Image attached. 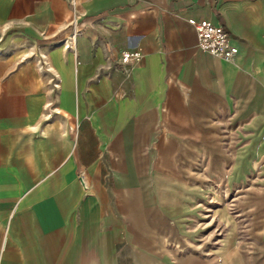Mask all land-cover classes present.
Instances as JSON below:
<instances>
[{"label":"crops","instance_id":"1","mask_svg":"<svg viewBox=\"0 0 264 264\" xmlns=\"http://www.w3.org/2000/svg\"><path fill=\"white\" fill-rule=\"evenodd\" d=\"M0 264H264V0H0Z\"/></svg>","mask_w":264,"mask_h":264},{"label":"built area","instance_id":"2","mask_svg":"<svg viewBox=\"0 0 264 264\" xmlns=\"http://www.w3.org/2000/svg\"><path fill=\"white\" fill-rule=\"evenodd\" d=\"M193 28L197 35V47L201 52L226 62H235L238 48L223 26L207 20H199L193 23ZM75 36L76 34L65 39L63 46L68 49L73 48ZM141 59L142 55L138 50H124L117 65L125 76H131Z\"/></svg>","mask_w":264,"mask_h":264},{"label":"rangeland","instance_id":"3","mask_svg":"<svg viewBox=\"0 0 264 264\" xmlns=\"http://www.w3.org/2000/svg\"><path fill=\"white\" fill-rule=\"evenodd\" d=\"M221 145H223V144L221 143ZM235 145H236L235 143H233V144L230 143V144H227L225 147L230 148L232 150V149H234ZM217 160L218 159H216V161ZM231 161H232L233 166L235 164H237L236 163V161H237L236 158L232 157ZM188 176L189 177H194V179H198V178L203 179L204 176L206 177L207 175L191 174V175H188ZM215 176H216L215 179L218 182L220 188L223 189V186L225 184L224 181L225 182L227 181V176L225 178H224L223 174L222 175H215ZM248 177H249L248 178L249 186H251L250 185L251 184L250 183L251 175H248ZM230 183H231V185H230L231 188L228 189L229 191L226 193V197H230V198H233V199H238L241 196L240 194H242V197H246V198L247 197L250 198V197H255L256 196V194H255L254 190L252 189V187L248 186V189H246V190L245 189L244 190L240 189L242 185L240 184V174L238 172H235V173L231 174ZM229 193H230V196H229ZM223 196H224V192H223Z\"/></svg>","mask_w":264,"mask_h":264}]
</instances>
